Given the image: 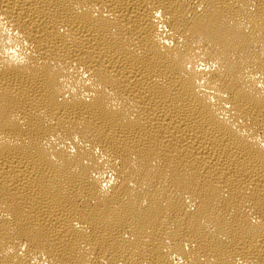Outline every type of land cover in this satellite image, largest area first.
Returning <instances> with one entry per match:
<instances>
[{
	"label": "bare ground",
	"instance_id": "6f19581e",
	"mask_svg": "<svg viewBox=\"0 0 264 264\" xmlns=\"http://www.w3.org/2000/svg\"><path fill=\"white\" fill-rule=\"evenodd\" d=\"M0 264H264V0H0Z\"/></svg>",
	"mask_w": 264,
	"mask_h": 264
}]
</instances>
